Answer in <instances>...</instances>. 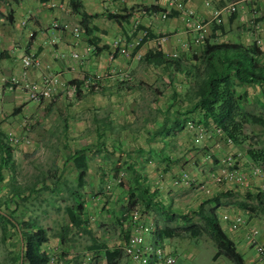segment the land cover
Segmentation results:
<instances>
[{"label":"crops","instance_id":"1","mask_svg":"<svg viewBox=\"0 0 264 264\" xmlns=\"http://www.w3.org/2000/svg\"><path fill=\"white\" fill-rule=\"evenodd\" d=\"M50 1L64 2L65 7L51 8L41 0H19L18 3L11 2V7L5 3L6 5L0 10V132L5 134L12 132L16 135L21 133L23 134H20L21 136L26 137L25 134L33 124L44 125L48 116L53 115L57 118L59 114L56 110L63 108L64 116L68 120L62 128L64 145L68 142L71 145L68 149L64 146L65 150L89 147V145L104 150L100 155H93L90 161V169L86 177L90 183L85 190L87 210L94 208V213L99 212L101 215H105L106 211L115 212V215L110 214L106 215L108 218H103L109 225L117 227L121 224L120 205L126 202L125 193L116 187L112 194L111 192L105 194L110 196L112 202L117 199V203L108 204L106 210L103 208L106 197L92 198L90 192L93 185L96 186L97 191L98 182L102 178H110L111 165L114 163L123 165L135 158L142 162L150 151L154 161L146 163L144 174L148 180H158L160 176L154 170L153 162L158 164L160 159L155 156V150L167 149L174 160L179 158L180 161L174 163L164 173V177L172 180L174 185H178L175 183L178 178L176 172L180 175L182 169L179 166L183 165L189 170L187 162L190 154L184 149L187 144L186 129L171 130L165 140L161 136H155L163 123V113L167 112L166 108L171 99L172 85L169 84L168 79L170 72L162 67L155 68L143 60L127 58L120 54H116L115 59L110 61L112 43L119 37L132 40L141 30L149 29L155 35L167 34L169 40L162 46L148 42L144 45L143 52L160 48L166 54L172 55L173 52L187 53L192 46L193 35L188 32V21L184 13H177L168 19L162 18V9L168 8V0H80L81 10L88 13L86 26L82 22L83 16L72 9L70 0ZM209 1L210 4L207 5V0H192L188 6L194 10L198 18L208 22L210 35L214 27L211 21L213 11L234 0ZM110 13L120 14V17L117 20L112 19L109 17ZM55 22L67 28H55ZM237 22L241 25L240 29H235ZM135 23H137V31L134 30ZM224 23H227L228 29L233 31L227 33L228 35L219 31L220 37H217L219 40H224L226 35L230 36V39H226L230 41L249 42L255 38L264 45V0H246L240 3L234 17L224 16ZM76 26L82 29L80 38L73 33V28ZM185 43L190 44L187 46ZM62 53L66 54L64 58L59 56ZM74 53L79 57H72ZM30 54L41 59L40 67L29 69L24 67L22 58ZM111 71H130L133 82L120 81L118 76H105L98 90L91 91L92 89L83 86L80 94L75 98H69L60 91L53 99L34 101L29 98L28 92L22 86H11L8 81L9 77L17 76L24 81L41 83L46 75L54 74L62 81L72 83L88 76L106 75ZM171 127V123L166 126L167 129ZM209 147L218 159L211 161V164L207 161L206 164L218 171L221 170L219 163L221 156L229 151H240L229 149L222 153L223 151L213 145ZM181 149L184 150L181 152ZM140 150H143L144 154L140 155ZM151 150H154V153ZM63 154L65 152L61 150V155ZM241 154V165L247 172L251 165L248 158L243 157V152ZM66 157L59 159L62 161V163L59 161V164H65ZM76 173L72 171L69 178L73 179ZM206 175L199 179L204 180ZM5 180L7 181L6 178ZM231 185L236 188L234 191L243 189L238 184ZM258 185L259 180L253 179L249 190L257 188ZM223 186L216 189V192H225ZM3 191L0 189V196L3 195ZM94 200L96 201L93 206L91 204ZM246 220L247 226L236 231L230 230L226 222L228 234H231L237 246L241 245L243 250L253 248L247 237L250 228H260L263 225L258 218H250L249 215ZM262 230L263 235L260 236L261 242H264V229L260 228V234ZM165 240L156 243L155 233L148 235V241L153 246H160L171 253V249L162 245ZM124 243L125 240L121 242L122 245ZM47 246L51 247L50 244L45 245V249ZM245 260L246 264H257L255 257Z\"/></svg>","mask_w":264,"mask_h":264},{"label":"trees","instance_id":"2","mask_svg":"<svg viewBox=\"0 0 264 264\" xmlns=\"http://www.w3.org/2000/svg\"><path fill=\"white\" fill-rule=\"evenodd\" d=\"M18 1L3 0L10 7L12 3H18ZM70 5L74 11L83 16L82 22L85 23L88 13L81 10L82 2L70 0ZM166 10L167 8L162 9V11ZM177 13L180 12L172 9L168 18ZM235 15L236 13L232 14V16ZM109 17L117 20L120 14L110 13ZM222 26L223 24L214 23L211 34L200 45L192 44L187 53L173 57L160 48H152L140 59L155 68L162 67L170 72L168 79L169 84L172 85L171 99L166 108L167 112L163 113V123L155 136H161L165 140L164 138L170 135L171 130L182 131L186 128L188 121L196 122L211 130V137L206 141L222 138L228 144L226 139L231 138L233 143L242 150L235 151L236 153L229 151L226 155L236 156L237 163L241 167V153L243 152V157L246 156L249 160L250 169L255 166L264 168V47L255 38L249 42L219 40L218 32L221 31ZM73 82L78 84L76 95L78 96L84 82L83 80ZM89 89L94 90L92 87ZM168 123L172 124L171 129L166 128ZM65 127L68 129L67 125ZM217 127L221 129V134L215 133ZM5 137L6 134L0 132L2 154L0 189H7L4 195L0 196V229L2 242L9 246L8 264H52L53 256L56 257L57 264L60 256L43 249L44 245L50 244L51 235L48 228L40 222L39 214L47 213V209L44 208L46 203L54 209H60L61 206L57 203L59 199L72 201L64 206L66 218L64 222L59 223L58 229L53 234L59 244L66 242L69 232L73 229L77 230L76 234L93 235L90 226L92 220H96L97 217V220H101L105 215H115V212L110 213L109 211H106L105 215L90 212L86 206L85 190L90 183L86 177L90 169V161L93 155H100L104 150L91 145L70 148L65 164L58 166L56 162L55 169L48 175L38 178L31 185L24 186L18 182L14 172L9 177L10 181L5 183V171L2 169L13 167L12 148L5 142ZM64 146L67 149L71 147L69 143ZM151 151L154 153V150ZM155 152V156L160 160L158 164L153 162V166L155 165L153 168L159 174L160 179L148 180L144 174L146 163L154 161L149 151L148 156L142 162L135 158L123 165L112 164L110 178H102L98 182L97 191L95 185H93L94 190L90 191L92 198L102 196L105 199L104 196L106 197L103 206L105 209L108 204L117 203V199L112 202L110 196L105 194L109 192L112 194L116 187L125 193L127 197L125 204H121L120 207L122 213L119 225L123 232V240L126 242L132 234L133 223L130 213L137 209L142 214L147 213L148 216L155 217V222H153L156 228L153 233H155L156 243L179 236L184 232L190 233L194 238L205 234L214 242V260L225 258L233 264H246L237 242L221 223L223 213L219 212L220 197H227L232 193L221 192L219 195L212 196L191 212L174 207L172 198L168 192H164L161 183L164 180H162L164 173L180 159L174 160L167 149L155 150ZM203 152L206 153L205 161L210 164L211 161L218 159L209 145L203 148ZM139 154H144V151L140 150ZM223 157L219 159L220 165ZM72 171L77 172L73 179L66 175V173L71 175ZM182 172L190 173L184 165L180 175ZM212 172H218V170H213L208 165L206 181L207 176ZM192 179V185L205 180H197L193 177ZM246 190L248 191L245 196L236 202V208L248 213L250 218L264 215V190L258 187L253 190L246 188ZM42 191L47 192L48 195L40 199ZM196 218L198 221H195ZM146 241L153 245L148 241V235ZM89 247L92 252L87 254V258L86 256L80 257V261L76 258L75 264H83L85 259L88 260V256L90 260H93L94 255L97 256V254L104 257L106 264H120L121 258L125 255L122 244L119 247H113L107 244V241L98 240L96 237ZM68 252L69 250H64L63 255H68ZM70 261L71 258L65 264H72Z\"/></svg>","mask_w":264,"mask_h":264},{"label":"rangeland","instance_id":"3","mask_svg":"<svg viewBox=\"0 0 264 264\" xmlns=\"http://www.w3.org/2000/svg\"><path fill=\"white\" fill-rule=\"evenodd\" d=\"M0 5L3 6L5 5L3 0H0ZM234 19L235 18H233L232 21H234ZM226 24L227 23H224L222 28L220 29L224 34L233 31L231 29H228V26H226ZM240 26H241L240 23L237 22L235 25V29L238 28L240 29ZM227 35L223 38L224 40H226L227 38L230 39V36ZM262 46L264 47V45ZM56 111L59 114L57 118H54L53 115L48 116L47 118L48 120L44 125H39L38 123H35L31 127V129L28 130L25 136L27 138H30L31 140V144L29 146L24 144L22 145L12 144V142L9 140L8 134H6L5 142H7V144L12 148L11 163L13 164V167L11 169H6L5 167H3L2 170L5 171L4 177L7 179L5 183H8L10 181L9 177L11 173L14 172V175L16 176V179L18 180L19 183L23 184L24 186H26L27 184L31 185L38 178H42L44 175H48L52 170L55 169L56 166L55 163L57 162L59 164L60 161L59 159H62L64 156H66L68 150L64 149L65 139H64V133L62 132V128H64V124L67 118H65L64 116L65 111L63 110V108H58ZM20 134L18 136L23 135ZM190 137H192V135L189 132H186L185 138L187 140L186 141L187 144L184 149H186L190 154L188 155L189 161L187 162L189 163L188 171L190 172L192 177L197 180L199 178L201 179L204 175L208 173V166L205 161L206 153L203 152V148H205L206 145H213L216 147V149L223 151L222 153L228 151L229 149L242 150L238 145L234 143L231 145L226 144L222 138L218 140L214 139V140L205 141L199 145L194 146L193 144L194 142L193 141L190 142ZM184 149H181V152ZM61 150H63L65 154L61 155ZM208 153L211 154V152ZM1 156L2 154L0 151V159ZM60 163H62V161H60ZM58 166H61V164H59ZM182 167L183 166H179L180 169H182ZM68 175L70 176L69 173L67 174V176ZM176 176H178L177 172H176ZM162 180H163L161 183L162 189L164 190V192L166 193L168 192V195L170 196V198H172L173 206L182 210H188L189 212L196 210L202 202L208 200L212 196L221 194V192L219 191L216 192V189L218 188L220 189L222 186L215 185L212 183L207 184V186L210 187L211 193H206L203 191V189L196 187V185H188V186L182 184L174 185L172 180L171 181L167 180L165 179V177H163ZM205 181L206 179L203 182ZM232 186L233 185L231 184L223 186V189L224 190L226 189L225 192H230L232 194L227 197L224 196L220 197L221 207L219 208V212L221 213H223V211L230 212L232 210H238L236 208V202L238 200H241L242 197L245 196L246 194L247 190L245 188H243L242 190L240 189L239 191H234L236 188ZM6 191L7 189H4L3 195L4 192ZM47 195H48L47 192L42 191L39 198L41 199L42 196L45 197ZM59 200L60 201H58L57 203L58 205L60 204L61 206L60 209H54L49 205H47L46 203L44 204L45 206L44 208L47 209V213L39 214L40 222L48 228L51 235V241H50V245L52 249L51 253L55 252V254H57L58 257L60 256L59 259L60 261L57 264H65V262L70 258H71L70 263L75 264V262H77L76 258L79 259L80 257H85V256L87 258V254H90L92 252L89 246L93 244V241L95 239L94 235H96V238H98V240L107 241V244H109L110 246L113 247L121 246V242L123 241V232H121L119 225H117V227H114L113 225H109V223L106 222L105 219L108 218L106 215L104 216L105 218H103L102 216L101 220H97L98 218L97 217L96 220L91 221L92 223L90 224V226L93 230L92 233L93 235H89V234L87 235L82 233L76 234L77 230L73 229L71 232H69L66 242L61 243L62 245L59 244L57 238L54 237L55 235L53 234H55L56 230L58 229L59 223L64 222L66 218L64 213V206L67 203L68 204L72 203L71 200H62V199ZM95 201L96 200H94L93 204L91 205L94 206ZM93 210L94 208L90 209L91 212H93ZM242 215L245 218H247V215L249 214L243 212ZM254 217L258 218L260 221L263 222V225L260 228L264 229V215H256ZM151 220L155 222V217L152 216ZM195 221H198V218H196ZM221 223L222 226L227 231V226H226L227 223L223 220H221ZM257 228L259 229L260 232V228L259 227ZM262 233L263 230L261 234L259 233L258 236L260 241H262L260 236L263 235ZM162 245H164V247L171 249V253L176 257L175 264H233L231 261L225 258H220L218 260L213 259L215 253L214 242L205 234H202L199 237L194 238L191 236L190 233L184 232L181 233L179 236L167 238L165 242L162 243ZM8 248L9 246L4 244L1 240V229H0V264H8L10 259ZM43 249H45V245ZM238 249L244 254L245 259H249L250 257L254 258L256 255L255 248L243 250L242 246L238 245ZM64 250H69L68 255L66 256L63 255ZM83 264H106V261L104 257H101L100 255L97 254V256L94 255L93 260L88 261L85 259ZM120 264H133V263L126 255H123V257L120 260Z\"/></svg>","mask_w":264,"mask_h":264},{"label":"built area","instance_id":"4","mask_svg":"<svg viewBox=\"0 0 264 264\" xmlns=\"http://www.w3.org/2000/svg\"><path fill=\"white\" fill-rule=\"evenodd\" d=\"M192 0H168V8L166 11H162L161 16L163 19H168L169 12L174 9L181 13H184L188 21V32L193 35L191 40L192 44L200 45L206 37L209 35L208 22L203 18H198L192 8L188 5ZM246 0H234L221 8H217L213 11V16L211 21L216 24H222L225 15H232L238 11L240 3ZM48 7L51 8H64V2L58 1H48L46 2ZM210 1L207 0V5ZM3 5H0V10ZM55 28H64L67 26H62L59 22L54 23ZM137 23H135V31H137ZM73 33L77 38L82 35V29L79 26L73 28ZM169 40L167 34L155 35L150 32L149 29L141 30L137 35L134 36L132 40L124 37L116 38L112 43V51L110 52V61L115 59L116 54L130 58L134 57L140 60L143 55V47L148 42H153L156 46H162ZM190 43H185L189 45ZM178 52H173L172 56L177 57ZM64 58L66 54L62 53L59 55ZM72 57L78 58V54H72ZM22 64L26 69L32 67H40L42 61L35 55H26L22 58ZM118 76L120 81H132L133 76L130 71L115 72L111 71L106 75H96L88 76L83 79L84 87H92L98 90L102 86V80L104 77ZM117 78V77H116ZM11 86H22L29 95V98L34 101H41L44 99H53L56 97L58 92H64V94L69 98H74L78 92V84L75 82L67 83L61 80L58 75L48 74L44 77L41 83L32 82L27 80H21L17 76H11L8 78ZM185 129L192 135V140L196 145H199L211 137V130L204 127L196 122L188 121L185 125ZM216 134H221V129H215ZM9 140L14 145L19 144H31L30 138L18 136L12 132L8 133ZM226 142L231 145L233 141L231 138H227ZM239 155H241L239 153ZM221 170L218 172H212L207 176V181L196 183V187L203 189L206 193H211L210 187L207 186L208 183L223 186L230 184H238L242 188L249 189L252 186V180L258 179V188L264 190V168L262 166H255L251 168L248 172H245L243 168L237 163L236 156L229 154L221 159ZM192 176L188 172H182L178 179H176V184L180 185H192ZM120 181V179H117ZM206 183V184H205ZM130 219H132L133 230L132 234L128 240L123 244V250L125 255L130 259L133 264H175L176 257L167 252L164 248L160 246H153L147 243L146 236L152 234L155 230V223L151 220L148 214H142L140 210H132L130 213ZM223 220L229 224V228L232 231L239 230L240 228L247 226V220L242 215V212L238 211H228L223 214ZM259 229L257 227H251L247 233L248 241L251 247L255 248L256 255L255 261L257 264H264V243L259 240ZM47 251L51 252V247L46 248ZM90 260V256H88ZM52 264H56V257L53 256L51 259Z\"/></svg>","mask_w":264,"mask_h":264}]
</instances>
